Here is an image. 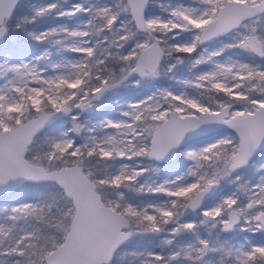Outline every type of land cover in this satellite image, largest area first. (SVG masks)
Wrapping results in <instances>:
<instances>
[{"label":"snow or ice","instance_id":"obj_1","mask_svg":"<svg viewBox=\"0 0 264 264\" xmlns=\"http://www.w3.org/2000/svg\"><path fill=\"white\" fill-rule=\"evenodd\" d=\"M0 264H264V0H0Z\"/></svg>","mask_w":264,"mask_h":264},{"label":"trees","instance_id":"obj_2","mask_svg":"<svg viewBox=\"0 0 264 264\" xmlns=\"http://www.w3.org/2000/svg\"><path fill=\"white\" fill-rule=\"evenodd\" d=\"M25 2H27V0H25Z\"/></svg>","mask_w":264,"mask_h":264}]
</instances>
